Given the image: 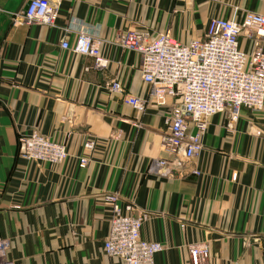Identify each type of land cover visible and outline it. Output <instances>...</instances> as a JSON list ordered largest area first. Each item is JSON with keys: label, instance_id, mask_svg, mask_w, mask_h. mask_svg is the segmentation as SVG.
I'll use <instances>...</instances> for the list:
<instances>
[{"label": "crops", "instance_id": "0c3cea01", "mask_svg": "<svg viewBox=\"0 0 264 264\" xmlns=\"http://www.w3.org/2000/svg\"><path fill=\"white\" fill-rule=\"evenodd\" d=\"M27 1L0 0V238L13 264H124L103 251L105 195L145 216L141 238L164 247L153 264H191L189 249L201 244L207 264H264V110L209 117L201 153L175 161L160 145L170 108L148 101L138 54L117 41L136 31L188 44L212 18L264 15V0H49L52 27L14 25ZM79 32L100 42L105 68L61 49ZM113 81L147 99L143 112L109 90ZM32 131L64 142L68 157L22 159L19 137Z\"/></svg>", "mask_w": 264, "mask_h": 264}, {"label": "built area", "instance_id": "2783aa9c", "mask_svg": "<svg viewBox=\"0 0 264 264\" xmlns=\"http://www.w3.org/2000/svg\"><path fill=\"white\" fill-rule=\"evenodd\" d=\"M58 6L49 0H29L27 9L13 17L14 25L40 24L52 27ZM247 48L241 47L242 41ZM118 43L139 56L142 81L149 86L148 101L157 107L169 106L164 117L165 131L160 137L163 151L175 161H190L202 149L207 120L225 113L230 122L237 121L241 109L253 113L264 110V15L246 12L240 20L212 18L202 39L182 44L173 37L128 31ZM60 47L76 55L89 56L95 69H103L107 60L100 53V42L79 32L74 42L62 39ZM109 90L123 93L120 83L113 81ZM147 100V99H146ZM145 99L123 93V102L143 112ZM20 157L27 162L61 164L67 157L64 142H54L37 131L19 137ZM94 142L87 140L83 148L91 150ZM87 164L78 158V167ZM160 175L170 173L166 160L158 161ZM109 204V228L103 244L104 253L124 264H153V257L164 250L155 241L141 238L144 215H134L130 204L123 208L116 195H105ZM8 242L0 238V264H13L8 257ZM191 264H207L206 245L189 249Z\"/></svg>", "mask_w": 264, "mask_h": 264}, {"label": "water", "instance_id": "95a60500", "mask_svg": "<svg viewBox=\"0 0 264 264\" xmlns=\"http://www.w3.org/2000/svg\"><path fill=\"white\" fill-rule=\"evenodd\" d=\"M28 5H29V0L27 1L26 5H25V8H24L25 10L27 9Z\"/></svg>", "mask_w": 264, "mask_h": 264}]
</instances>
